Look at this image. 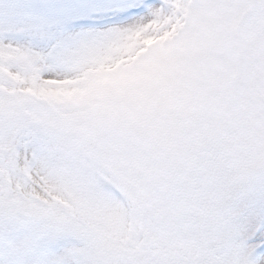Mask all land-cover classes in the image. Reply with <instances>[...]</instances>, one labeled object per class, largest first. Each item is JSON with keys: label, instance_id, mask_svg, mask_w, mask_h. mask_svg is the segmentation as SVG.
<instances>
[{"label": "snow or ice", "instance_id": "1", "mask_svg": "<svg viewBox=\"0 0 264 264\" xmlns=\"http://www.w3.org/2000/svg\"><path fill=\"white\" fill-rule=\"evenodd\" d=\"M0 264H264V0H0Z\"/></svg>", "mask_w": 264, "mask_h": 264}]
</instances>
